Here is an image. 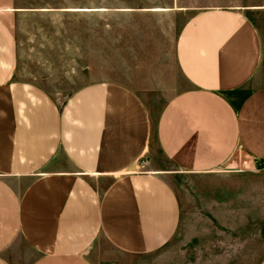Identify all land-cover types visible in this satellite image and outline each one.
<instances>
[{
	"label": "crops",
	"instance_id": "obj_1",
	"mask_svg": "<svg viewBox=\"0 0 264 264\" xmlns=\"http://www.w3.org/2000/svg\"><path fill=\"white\" fill-rule=\"evenodd\" d=\"M98 27L79 33L73 54L41 61L31 7L0 0V264H93L98 236L122 253L154 252L180 223L176 174L216 171L240 149L252 169L264 164V3L186 19L172 50L182 86L164 41L101 44Z\"/></svg>",
	"mask_w": 264,
	"mask_h": 264
},
{
	"label": "rangeland",
	"instance_id": "obj_2",
	"mask_svg": "<svg viewBox=\"0 0 264 264\" xmlns=\"http://www.w3.org/2000/svg\"><path fill=\"white\" fill-rule=\"evenodd\" d=\"M17 1L20 7H31V43H35L31 52L35 49L41 61L47 59V55L63 54L66 49L72 53L81 42L79 33L91 36L92 25H99L101 44L118 34L131 40L149 41L153 46L156 41H164L169 72L180 86L184 81L173 59V42L193 12L204 6L264 3V0ZM82 4L103 9L94 16L76 13L75 7ZM120 7L136 9L131 12L114 10ZM151 7L170 9L154 12ZM82 23L83 31H78L77 25ZM63 41L67 43L63 44ZM50 47L55 48L48 53ZM155 47L146 50L147 58L156 57ZM65 98L59 97L62 101ZM164 98L152 99L153 114ZM152 152L159 157L157 165H166L155 146H152ZM252 162L253 159L240 149L216 171L176 174L171 184L181 213L178 229L171 240L154 252L131 255L119 252L98 236L88 252L89 259L93 264H256L264 256V164L252 169Z\"/></svg>",
	"mask_w": 264,
	"mask_h": 264
}]
</instances>
